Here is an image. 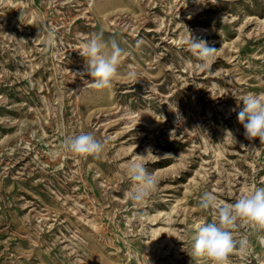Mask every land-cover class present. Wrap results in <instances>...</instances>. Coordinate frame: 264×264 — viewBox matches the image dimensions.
I'll use <instances>...</instances> for the list:
<instances>
[{
	"label": "rangeland",
	"instance_id": "rangeland-1",
	"mask_svg": "<svg viewBox=\"0 0 264 264\" xmlns=\"http://www.w3.org/2000/svg\"><path fill=\"white\" fill-rule=\"evenodd\" d=\"M96 34L123 49L100 90L78 52ZM248 93H264V0H0V264H214L192 255L214 222L203 194L264 187V144L237 119ZM81 133L103 151H66ZM137 154L158 180L143 203L127 196ZM230 230L248 244L227 264H264V227Z\"/></svg>",
	"mask_w": 264,
	"mask_h": 264
},
{
	"label": "clouds",
	"instance_id": "clouds-1",
	"mask_svg": "<svg viewBox=\"0 0 264 264\" xmlns=\"http://www.w3.org/2000/svg\"><path fill=\"white\" fill-rule=\"evenodd\" d=\"M46 39L51 45L54 42V32L49 31ZM187 44L191 52L206 63L214 58L217 51L190 31ZM78 52L86 61V74L91 77L90 81H85L88 87L97 90L111 87L112 80L117 75L123 49L114 40L109 44L103 40L102 34H96L84 37ZM131 75L134 77L135 73ZM240 101L242 107L237 119L243 126L245 137L250 141L258 139L264 144V93H248L241 96ZM228 133L236 141L232 132ZM63 148L70 153L86 157L99 155L104 149V143L92 133H81L66 137ZM143 156L137 154L136 159L125 166L127 177L133 182L127 196L134 203H143L158 187L157 178L140 162ZM199 206L201 209L213 211L214 222L199 227L194 237L192 255L207 256L214 264H227L228 256L237 244L242 250L247 247L248 241L246 239L236 241L230 230L238 223L264 227V187H256L248 191L235 203L218 200L214 194L206 192ZM261 242H264V237L261 238Z\"/></svg>",
	"mask_w": 264,
	"mask_h": 264
}]
</instances>
